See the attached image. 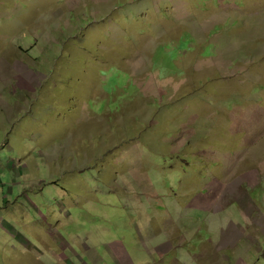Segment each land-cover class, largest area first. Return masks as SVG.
<instances>
[{
    "label": "rangeland",
    "instance_id": "obj_1",
    "mask_svg": "<svg viewBox=\"0 0 264 264\" xmlns=\"http://www.w3.org/2000/svg\"><path fill=\"white\" fill-rule=\"evenodd\" d=\"M0 52V264H264V0H0Z\"/></svg>",
    "mask_w": 264,
    "mask_h": 264
},
{
    "label": "crops",
    "instance_id": "obj_2",
    "mask_svg": "<svg viewBox=\"0 0 264 264\" xmlns=\"http://www.w3.org/2000/svg\"><path fill=\"white\" fill-rule=\"evenodd\" d=\"M4 56H3V55ZM0 59H5V57L7 58V56L5 55V52H0ZM8 104V105H7ZM1 107L4 109L6 107L11 108V103H1ZM11 189V188H10ZM8 191V190H7ZM5 194V191H4ZM29 213V212H28ZM31 216V214L29 213V217ZM11 218L14 219L13 222L9 221L7 218H4V216H0V227L2 229H8L14 236H17L18 231L14 226V222L15 221H22V215L21 212L19 213H12V215H10ZM34 222V220H33ZM29 223V224H28ZM25 224H27L28 226L32 224V217L30 218V220H27L25 222ZM15 233V234H14Z\"/></svg>",
    "mask_w": 264,
    "mask_h": 264
}]
</instances>
